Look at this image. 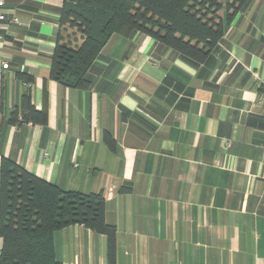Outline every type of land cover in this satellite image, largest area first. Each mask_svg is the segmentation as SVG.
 I'll list each match as a JSON object with an SVG mask.
<instances>
[{"label":"crops","instance_id":"crops-1","mask_svg":"<svg viewBox=\"0 0 264 264\" xmlns=\"http://www.w3.org/2000/svg\"><path fill=\"white\" fill-rule=\"evenodd\" d=\"M4 4L18 22L1 30L0 163L30 158L48 183L101 193L115 264H264V0H246L201 63L142 33L110 38L86 90L49 79L62 0ZM26 92L41 128L9 122ZM53 239L61 264H107L102 234Z\"/></svg>","mask_w":264,"mask_h":264},{"label":"trees","instance_id":"trees-1","mask_svg":"<svg viewBox=\"0 0 264 264\" xmlns=\"http://www.w3.org/2000/svg\"><path fill=\"white\" fill-rule=\"evenodd\" d=\"M246 0H62L50 62L49 79L68 88L86 90V74L112 37L142 33L197 63L216 47ZM71 30L65 40L63 32ZM25 83L33 80L18 75ZM20 118V120L18 119ZM10 124L46 125V108L37 110L29 92L22 95ZM103 141L111 150L108 132ZM121 192L129 189L121 188ZM81 225L106 238L107 264H115L116 229L104 219L101 193L65 191L35 176L26 165L0 163V264H61L54 233Z\"/></svg>","mask_w":264,"mask_h":264},{"label":"built area","instance_id":"built-area-1","mask_svg":"<svg viewBox=\"0 0 264 264\" xmlns=\"http://www.w3.org/2000/svg\"><path fill=\"white\" fill-rule=\"evenodd\" d=\"M4 0H0V50H1V47H2V44L4 43L5 41V38H4V35L1 33V30L3 28V25L9 21L11 23H17L18 20L15 16H12L10 19H7V14L6 12L4 11ZM8 65L1 59L0 57V68L1 69H7ZM29 85V84H27ZM20 119V118H19Z\"/></svg>","mask_w":264,"mask_h":264},{"label":"rangeland","instance_id":"rangeland-1","mask_svg":"<svg viewBox=\"0 0 264 264\" xmlns=\"http://www.w3.org/2000/svg\"><path fill=\"white\" fill-rule=\"evenodd\" d=\"M65 30H67V31L63 32V37H64L65 40H67L68 39V37H67L68 35L67 34L71 33V30H69V29H65Z\"/></svg>","mask_w":264,"mask_h":264}]
</instances>
